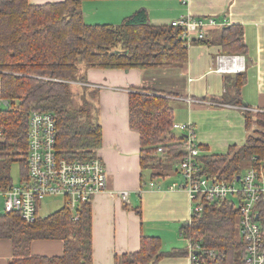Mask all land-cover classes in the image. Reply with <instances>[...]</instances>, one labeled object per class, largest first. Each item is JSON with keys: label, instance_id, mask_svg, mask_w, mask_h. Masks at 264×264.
<instances>
[{"label": "trees", "instance_id": "16d2710c", "mask_svg": "<svg viewBox=\"0 0 264 264\" xmlns=\"http://www.w3.org/2000/svg\"><path fill=\"white\" fill-rule=\"evenodd\" d=\"M84 0L34 4L29 0H0V187L13 183L12 166H21V180L28 177V127L33 110L50 111L56 118L57 148L69 159L95 157L103 144L99 89L89 85V68L171 66L188 60V43L180 26L153 24L145 8L120 23L85 20ZM199 39V38H198ZM227 54L244 53V28H223L215 41ZM225 102L242 104L245 71L226 77ZM249 130L245 143L227 152H209L201 145V174L232 181L246 167L254 166L264 178V131L251 132L254 120L264 127V111L254 116L244 109ZM171 98L166 93L133 87L129 93V123L140 133L141 166L151 176L180 172L186 133L173 127ZM257 133V134H256ZM160 147L162 150H160ZM263 167V169H262ZM261 175V176H262ZM223 200L202 198L203 208L181 226L184 237L198 242L199 264H246V246L239 232L241 196ZM239 202V203H238ZM257 218L264 230V197L257 204ZM75 216L77 218H75ZM91 201L76 209L63 205L34 221L18 211L0 213V238L10 239L9 264H93ZM39 239H60L61 254L32 253ZM157 236H143L138 251L117 257L116 264H152L163 253Z\"/></svg>", "mask_w": 264, "mask_h": 264}, {"label": "crops", "instance_id": "0c3cea01", "mask_svg": "<svg viewBox=\"0 0 264 264\" xmlns=\"http://www.w3.org/2000/svg\"><path fill=\"white\" fill-rule=\"evenodd\" d=\"M82 6L90 23H120L142 8L153 24H170L187 15L208 23L216 20L206 28L204 38L193 35L187 42L185 63L82 72L89 85L99 89L103 144L97 153L106 165L108 180L106 190L91 200L93 264H116L120 255L140 249L143 236L161 240L163 255L152 264H192L189 238L181 233L182 224L192 217L190 194L183 187H171L182 179L180 172L154 178L151 170L142 169L140 133L129 123V93L142 87L169 95L173 108L180 111L181 118L175 121L193 122L197 142L207 145L209 152L224 153L233 144L245 143L249 130L244 109L264 110V0H84ZM232 24L242 25L246 43L245 52L236 53L247 61L242 104L223 100L226 77L235 73L215 69L218 55L227 54L215 41ZM121 190L129 191L128 200L121 197ZM31 249L34 254H61L64 242L39 239ZM12 256V241L0 238V264H9Z\"/></svg>", "mask_w": 264, "mask_h": 264}, {"label": "built area", "instance_id": "2783aa9c", "mask_svg": "<svg viewBox=\"0 0 264 264\" xmlns=\"http://www.w3.org/2000/svg\"><path fill=\"white\" fill-rule=\"evenodd\" d=\"M171 23L182 27V38L190 42L193 35L204 38L206 28L215 24L216 20L211 18L208 23V20L187 15ZM246 62L242 54H220L215 69L224 73H238L246 70ZM0 104H8V101L0 97ZM28 121V177L18 183L14 182L8 189L0 187L4 212L18 211L22 219L34 221L45 196H63L66 205L76 209L82 203L91 201L97 193L106 190V165L98 153L95 157L85 159H69L60 153L57 148L58 128L52 112L33 110ZM173 127L186 133V142L185 155L179 164L182 179L173 182L171 187L188 190L193 204L192 214L203 208L201 200L204 197L223 200L231 195L241 196L239 232L245 241L246 264H264V230L257 218L256 209L264 197L263 175L254 166L246 167L240 178L232 181H220L201 174L198 160L201 149L196 140L194 123L175 121ZM3 132L0 127V137ZM120 195L125 200L129 199L128 190H121ZM199 247L198 242L189 239L188 255L192 264L200 263L196 253Z\"/></svg>", "mask_w": 264, "mask_h": 264}, {"label": "rangeland", "instance_id": "374dc122", "mask_svg": "<svg viewBox=\"0 0 264 264\" xmlns=\"http://www.w3.org/2000/svg\"><path fill=\"white\" fill-rule=\"evenodd\" d=\"M99 107H100V102H99V98L97 97L96 99ZM3 105L0 104V107H2ZM254 116H257V112H263V109H252ZM100 114V113H99ZM174 115H175V119L176 117L178 118V120L181 118L180 115V111L178 108L174 109ZM255 129H259L260 131H264V127L262 125L259 124V122L255 121L252 123V127L250 128L251 132H253V130ZM179 132H183L182 129H178ZM257 134V133H256ZM180 175V174H179ZM12 177H13V181L15 183H18L21 181V166L18 163L13 164L12 166ZM174 177V176H173ZM181 177H174V179H177ZM179 179V180H180ZM229 198H234L236 201H238V198L231 195L229 196ZM3 202H4V198L2 195H0V213L4 212V206H3ZM239 203V202H238ZM65 199L63 196L60 195H55V196H45L39 206V210H38V214L41 216L50 214L54 211H56L57 209H59L60 207H62L63 205H65Z\"/></svg>", "mask_w": 264, "mask_h": 264}, {"label": "water", "instance_id": "95a60500", "mask_svg": "<svg viewBox=\"0 0 264 264\" xmlns=\"http://www.w3.org/2000/svg\"><path fill=\"white\" fill-rule=\"evenodd\" d=\"M241 175H238V179L240 178Z\"/></svg>", "mask_w": 264, "mask_h": 264}]
</instances>
